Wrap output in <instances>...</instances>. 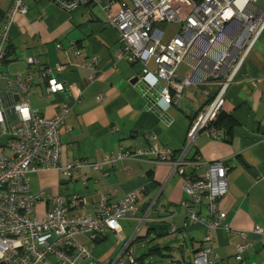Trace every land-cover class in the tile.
Listing matches in <instances>:
<instances>
[{"label":"crops","instance_id":"crops-1","mask_svg":"<svg viewBox=\"0 0 264 264\" xmlns=\"http://www.w3.org/2000/svg\"><path fill=\"white\" fill-rule=\"evenodd\" d=\"M111 1L112 10L116 11L118 0H101L74 11L46 0H29L27 12L18 16L8 30L0 69L12 81L32 72L29 103L45 117L54 116L64 106L70 108L59 129L62 161L86 162L75 167L70 178L55 169L28 173L32 190L45 192L36 213L44 216L53 206L52 197L58 194L81 196L86 201L83 209L93 213L94 203L102 193L109 201L116 202L128 192L139 190L141 209L134 217L119 220V232L108 230L98 242L82 233L77 236L78 241L88 245L101 263L123 254L134 242L143 241L149 251L157 244L169 246L164 254L162 251L150 254L149 258L159 254L165 259L151 264H193L195 253L205 244L202 238L207 228L203 222L184 225L179 204L188 196L182 188L183 176L179 171L169 163H155L141 156L120 160L117 166L105 165L101 170L93 168L91 163L100 162L104 156L121 149H144L151 144L152 136L170 145L178 156L192 120L206 109L219 91L220 82L208 80L186 87L178 102L162 114L144 95L138 80L132 82L140 74L142 64L116 58L122 45L120 32L108 23L104 8ZM254 3L264 15V0ZM12 4L13 0H0V29ZM77 49L83 56L75 55ZM28 56H35L37 62L27 65ZM93 56L97 57L95 70L83 65ZM56 63L68 65L56 78L73 83L81 90L80 96L70 90L48 93L47 80L41 77L40 71ZM189 72L183 78L178 75V79H184ZM91 74H95V79L88 83ZM98 93L104 94L100 101ZM23 95L9 79H0V109L12 124H16L13 107ZM221 112L235 121L231 133L224 137L221 129L222 135L217 138L206 130L201 131L194 139L188 158L224 161L228 168V192L220 199L226 213L224 222L246 231L248 246L241 263L235 256L238 235L217 228L213 230L214 254L217 264H264V237L254 232L256 225L264 227V30L228 85ZM8 138L9 134L0 130V152H8ZM185 170L194 176L201 174L204 167L197 169L190 164ZM152 203L150 219L140 222ZM197 207L202 216L208 215L204 206ZM78 210L70 206L71 212ZM172 211L177 212L173 218L175 232L164 235L150 229L152 222L170 224L167 215ZM133 221L137 224L129 236ZM137 259L144 262L140 257ZM47 263L55 264V260L49 258Z\"/></svg>","mask_w":264,"mask_h":264},{"label":"built area","instance_id":"built-area-1","mask_svg":"<svg viewBox=\"0 0 264 264\" xmlns=\"http://www.w3.org/2000/svg\"><path fill=\"white\" fill-rule=\"evenodd\" d=\"M28 1L13 0L7 12L6 23L0 29V67L6 53L8 30L18 16L27 12ZM46 1L74 11L101 0ZM254 1L118 0L116 11L111 8L113 1L104 6L108 23L120 32L122 45L116 52V58L142 64L137 82L144 95L153 102V107L159 108L162 114L178 102L186 87L208 80L220 82L219 91L206 109L192 120L178 156L170 145L162 144L152 136L151 144L144 149H121L104 156L100 162L91 163L93 168L101 170L105 165L117 166L120 160L141 156L155 163H169L179 171L183 176L182 188L188 196L179 204L185 217L184 225L203 222L207 228L202 238L205 244L195 253L193 264H217L213 250V230L217 228H225L238 235L235 256L241 263L248 246L246 231L234 229L224 222L226 213L220 205L221 197L228 192V168L224 161L206 162L188 158V154L201 131L206 130L211 137L220 138L222 135V130L212 123L222 109L228 85L235 79L244 58L264 30V15ZM171 22L179 23L180 30L164 40L165 29L161 26ZM74 52L79 57L83 56L79 49ZM184 61L192 70L180 80L177 69ZM36 62L35 56L26 59L27 65ZM96 62L97 57L93 56L83 65L95 70ZM151 62L154 67H151ZM67 67V64L56 63L40 71L41 77L47 80L48 93L70 90L76 96L81 95V90L73 83L56 78ZM2 78L9 79L10 84L24 95L13 107L16 124H12L0 109V130L9 134L8 152H0V264H48L49 258H53L55 264H145L134 257L130 246L113 260L101 263L94 258L91 248L77 239L82 233L95 240L108 230L119 232V220L134 217L141 209L139 190L128 192L116 202L109 201L102 193L94 203L93 213L83 209L86 201L81 196L58 194L52 197L53 206L44 216L36 215V206L45 192L32 190L28 173L55 169L70 178L75 167L86 162L62 161L59 129L70 108L64 106L54 116L45 117L29 103L32 72L12 81L0 69ZM94 79L95 74H91L87 81L90 83ZM103 98L104 94L98 93L97 99ZM190 164L197 169L204 167V171L193 176L185 170ZM125 169L128 170L127 167ZM197 205L204 206L208 215L202 216ZM70 206L79 210L71 212ZM153 208L154 203L147 206L140 222L150 219ZM176 213L172 211L167 215L172 232L177 229L173 223ZM254 232L264 237L263 226L256 225Z\"/></svg>","mask_w":264,"mask_h":264},{"label":"rangeland","instance_id":"rangeland-1","mask_svg":"<svg viewBox=\"0 0 264 264\" xmlns=\"http://www.w3.org/2000/svg\"><path fill=\"white\" fill-rule=\"evenodd\" d=\"M161 27L165 29L164 40L170 39L180 30V24L176 23V22L163 23ZM150 65H151V67H154L153 62H151ZM191 69H192V67L186 61L182 62L181 66L177 70L179 77L183 78L187 74V71H191ZM36 215L39 216L37 213H36ZM39 217H42V216H39ZM136 224H137V221L132 222V224L130 226L131 231L129 232V236L131 235L132 231L134 230ZM129 250L133 252V255L135 258H137V257L142 258L145 264H151L152 262H155V261L161 262L160 260H163V261L165 260L159 254H157V255L155 254V256L153 257L154 259L149 258L151 255H145L144 253L146 251L148 252L149 250H148V244L146 242L144 243L143 241L134 242L133 244H131Z\"/></svg>","mask_w":264,"mask_h":264},{"label":"trees","instance_id":"trees-1","mask_svg":"<svg viewBox=\"0 0 264 264\" xmlns=\"http://www.w3.org/2000/svg\"><path fill=\"white\" fill-rule=\"evenodd\" d=\"M222 109L220 110L217 118L213 121L212 125L219 128V129H223L224 130V137H226V135L231 133L232 130V126L235 124V121L231 118L226 116L224 113L221 112ZM151 229V228H150ZM169 246H160V245H155L153 247H151V250L146 252L145 255H150L152 253H157V252H161L164 254V250L169 249Z\"/></svg>","mask_w":264,"mask_h":264},{"label":"water","instance_id":"water-1","mask_svg":"<svg viewBox=\"0 0 264 264\" xmlns=\"http://www.w3.org/2000/svg\"><path fill=\"white\" fill-rule=\"evenodd\" d=\"M138 80V77H135L133 79V83H135V81ZM16 97H19V94H15ZM149 227L151 228V230H157L160 233H163L164 235L169 233V224H165V223H157V222H152ZM97 242L101 240L100 236H97L96 239ZM176 242H178V240H174Z\"/></svg>","mask_w":264,"mask_h":264},{"label":"flooded vegetation","instance_id":"flooded-vegetation-1","mask_svg":"<svg viewBox=\"0 0 264 264\" xmlns=\"http://www.w3.org/2000/svg\"><path fill=\"white\" fill-rule=\"evenodd\" d=\"M170 232H172L170 229H169Z\"/></svg>","mask_w":264,"mask_h":264}]
</instances>
